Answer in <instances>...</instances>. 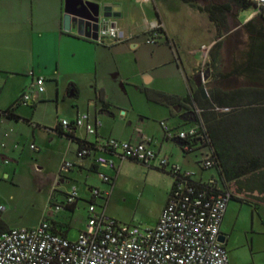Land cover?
Wrapping results in <instances>:
<instances>
[{
	"label": "rangeland",
	"instance_id": "1",
	"mask_svg": "<svg viewBox=\"0 0 264 264\" xmlns=\"http://www.w3.org/2000/svg\"><path fill=\"white\" fill-rule=\"evenodd\" d=\"M139 2L148 5V2ZM156 3L166 16L170 32L179 37L180 47L176 43L173 47L176 54L185 59L184 63H190L188 67L205 62L198 68L196 74L197 77L204 78L203 70L206 69V62L210 58L209 52L218 36L216 26L209 20L206 13L180 0H157ZM207 3L201 2L200 4L205 6ZM152 11L153 16L156 17L155 11ZM257 16V10L252 7L240 11L238 20L236 17L230 19L234 32L224 37V52L229 61H232L236 53H239L236 47L241 44V40L248 38L245 27L239 22L246 24ZM146 45L147 48L142 46L137 54L134 49L130 48L125 54V63L121 64L122 66L120 64L117 66L118 60H114L113 51H108V66L105 67L101 76L107 84L105 98L112 106L115 118L106 113L100 114L99 111L98 114L103 122V128L107 127V123L109 130L115 128L118 131L124 130L132 136H139L141 134L138 130H143L144 126L148 132L157 133L161 142L163 137L161 122L164 121L165 124L172 126L181 122L182 119L180 116L170 117L168 108L148 99L145 93L148 86L143 81V73L148 71L153 76L167 75L169 77L176 72L173 66L156 67L154 63L160 57L170 58L172 62L176 61L172 52L166 50L169 49L168 47ZM153 49L158 50L152 53ZM154 68L158 69L153 71ZM8 79L10 82L8 85L11 87L8 95L11 96L20 80L12 76ZM157 87L175 88L181 94H187L179 80L177 84L170 80H161L149 88ZM46 88L47 93L41 94V99L36 101L35 107L22 104L18 108L20 116L30 120L31 125L24 120L0 123V145L2 142L8 144L7 149L0 147V156L5 154L12 159V161L3 162L0 157V203L7 208L8 227L30 228L48 220L57 224L58 232L62 231L61 233H66L71 241H76L88 222L89 203L87 202L92 199L90 188L99 189L104 193L110 192L109 216L123 224L141 229L155 227L167 204L173 184L172 177L161 169H156L158 167L153 168L128 160L122 164L118 163L115 170L99 166L98 173L90 170L80 173L75 168L70 171L62 169L65 162L68 163L69 160L74 159L75 146H72V151L68 155L70 147L68 139L66 137L61 139L52 129L63 120L69 122L75 120L77 112L80 115L90 113L94 119L95 102L99 104V101L96 98L94 84L87 81L81 87L78 98L69 96L67 90L63 88L57 90L55 84L52 83H48ZM96 90L99 91L100 87L96 86ZM184 128L189 127L184 126ZM7 133L10 135V140L5 137ZM85 133L84 129H79L77 136L81 138L85 136ZM91 138L95 139V135ZM32 144L37 146L36 150L31 149ZM169 145H173L175 149L172 160L178 162L177 165H182L184 170H193L196 177L203 176L206 180L215 176L214 170H203L198 164L204 159L201 153H192L189 159H185L175 144L170 143ZM15 146L18 148L15 149ZM171 149L170 147L165 149L166 155L170 156ZM202 152L206 155L209 150L204 149ZM103 171L108 172V176L112 178L108 184L102 179ZM60 173L68 180L58 187H61L63 192H69L74 186L77 187L79 204L74 213L61 210L50 216V211L55 209L51 207L56 200L54 198L51 201L53 194L59 202L65 199L62 193L55 191L57 187L54 180ZM97 202L99 206L103 203L100 199H97ZM243 211L245 226L251 227L250 207L245 205ZM256 226L258 232H254V235L264 249V227L260 221ZM249 233L253 235L251 229Z\"/></svg>",
	"mask_w": 264,
	"mask_h": 264
},
{
	"label": "built area",
	"instance_id": "2",
	"mask_svg": "<svg viewBox=\"0 0 264 264\" xmlns=\"http://www.w3.org/2000/svg\"><path fill=\"white\" fill-rule=\"evenodd\" d=\"M251 1L258 14L264 18V0ZM160 28H163V24L155 22L150 31ZM158 36L156 33L148 37L147 43L153 44ZM90 38L98 45L109 47L128 41L121 32L118 20L103 15L100 17L97 38ZM45 83L43 77L35 79L22 94L21 104L28 105L37 100L46 91ZM200 112L195 110L197 115ZM72 126L84 129L86 135L91 136L97 134L102 121L95 116L93 119L90 113H84L72 122H61L65 132L70 131ZM162 127L171 140L194 137L200 132V125L176 132L170 130L164 122ZM138 133L140 137L143 136L141 129ZM89 144L92 147L81 148L78 157H91L98 167L115 170L118 163L127 160L147 166L157 162L158 168L168 169L176 175L173 178L175 184L157 225L141 229L119 222L107 213L110 192L102 193L92 188L94 201L89 202L88 222L78 240L71 241L67 235L54 230L55 226L48 220L35 227L9 228L0 232V264H230L220 236L231 194L220 189L216 176L204 180L196 177L193 171H185L179 165H170L166 157L160 158L144 141L126 142L106 138L100 143ZM31 149L36 150L37 146L32 144ZM185 149L191 151L188 146ZM203 150L197 151L204 158L200 166L203 170H209L214 166V161L210 150L206 155ZM75 166L65 162L62 169L69 171ZM102 179L107 184L112 181L105 174H102ZM96 198L104 200L101 206ZM77 199L78 190L74 186L67 193L66 200L56 206V211L75 204ZM6 210V206L0 203V219Z\"/></svg>",
	"mask_w": 264,
	"mask_h": 264
},
{
	"label": "crops",
	"instance_id": "3",
	"mask_svg": "<svg viewBox=\"0 0 264 264\" xmlns=\"http://www.w3.org/2000/svg\"><path fill=\"white\" fill-rule=\"evenodd\" d=\"M93 1L98 2L103 6L109 7L111 9L112 15L118 16L116 19L118 20L123 36L125 37V39H128L127 42L111 47L103 46L93 43L91 41V38L85 35H79L77 28H73L70 32L65 31V0H0V111H5L9 107H11L22 96L24 91H27L30 88L35 79H37L38 77H43L46 81L45 87L48 83L55 84L57 90L63 88L67 90L69 96H73L76 98L79 97V91L86 81L89 83H93L95 87L96 98L99 101V104L95 102V117L100 119L98 111L100 114L105 113L102 112V102L100 99H103L106 103H108L105 98V94L107 93V84L105 80H103V76H101L105 67L108 66V51H113L114 60H118L117 66H119V64L123 65L125 63V54L130 50V48L134 49V52L136 54L140 51L142 46H144V48H147L146 44L149 43H147L148 37L145 35L151 30V27L155 22H161L166 32V36L174 41L177 46H179V37L170 32L166 16L163 10L160 8L159 4L156 3L157 0L148 1V5L140 4L139 1L144 2L143 0ZM149 2H152L153 4ZM140 6H142V8H139ZM152 10L155 11L156 17L153 16ZM239 23L244 26V24H242L241 22ZM247 33V37H251V34L249 32ZM164 38L166 37L163 36V39ZM150 46H156L160 48L168 47L169 49L166 50L172 52V56L173 58H175L176 62H172V59L170 58L168 59L165 57H160L154 63V65L156 67L170 65L173 66L176 72L172 75H169L168 77L167 75L153 76L148 71H145L143 73V81L146 82L148 86L145 92H160L177 97L182 100L188 94H190L192 90L196 91L197 88H199L197 83L198 77L196 76L198 72L195 71L198 70V68L205 62H200L198 65L192 67H188V65H190L189 62L188 64L185 62L187 64L186 68L184 63L185 59H182V56H180L179 54L177 55L175 49L161 43L158 45L150 44ZM157 50L153 49L152 53H156ZM206 53H208V51ZM154 69L155 70L153 71H156L158 68ZM10 76H12L13 78H18L17 80H20L18 81L17 88L13 91L11 96L8 95V90H10L11 88L8 85L10 83L8 79L10 78ZM161 80H170L174 84H177V80L181 81L187 94L183 95L181 94V92H179V90L175 88H149L152 87L155 82ZM100 81H102V83H100ZM205 82L208 81H204V83ZM96 86L100 87L99 91L96 90ZM47 91L48 89L46 88V91L43 94L47 93ZM40 99L41 95L37 100ZM37 100L33 101L30 104L32 105L33 103H36ZM182 104L185 103L181 102L175 105L161 106L169 109L170 117H181L182 114L179 106ZM187 104L189 105V103ZM172 109H174V111H172ZM195 110L197 109L195 108ZM16 113L20 116L18 110L16 111ZM106 114H109L110 116L115 118L114 113L113 115L110 113ZM79 115V112H77L76 118ZM9 121L11 120L0 117V123ZM180 121L181 122L173 124L172 126L167 124L166 125L170 130L175 132L178 129L187 130L183 127V123H186L189 120ZM106 125L107 127L103 128L102 122V127L98 130L97 134H95V139L91 138L93 137V135L87 136L86 133L85 136L80 138L79 136H77V131L79 129H76L75 135L78 139H87L91 143H100L103 139L106 138H115L120 141L126 142L144 141L158 153L160 158L166 157L169 160L170 165L178 164V162L172 160V157H174L175 155V149L172 147L173 145L171 146L169 144H175L176 147L181 150L180 145L178 142L172 141L167 137L161 124L160 125L163 130V137L161 142L159 141L157 133L148 132V130H146L144 126L142 130L143 136L140 137L132 136L124 130L118 131L115 128H111L109 130L107 123ZM5 137L10 140V135L8 133L5 134ZM59 137L62 139V137L65 136ZM68 141L70 145L68 155L72 151V146H75L74 159L69 160V162L76 166L70 170H73L75 168L78 169V172L80 173H83L87 170L94 171L93 166H95V163L93 158L90 157L86 159H80L77 154L79 151V145L69 139ZM3 144H5V147H3ZM0 147L2 149H7L8 144L6 142H2ZM168 147L172 148L171 153L169 154L170 156L166 155L165 152V149ZM14 148L16 149L18 147L15 146ZM181 152L183 153L185 159H189V155L192 154L190 153L186 155L182 150ZM4 156L7 157L5 154H2L0 156L1 159L5 158ZM7 158L10 159V157ZM9 161H12V159H10ZM149 167H158V163H153ZM180 167L184 170L182 165ZM187 170L190 171V169H186L185 171ZM94 172L98 173L99 167ZM103 173L108 176V172L103 171ZM198 178H202L205 180L203 176H199ZM66 180H68V178H65L64 182ZM64 182H62L58 186L62 185ZM58 186H56L57 188L55 189V191L57 190L63 195L68 193L63 192L62 188ZM90 190L92 191V188H90L89 191ZM54 198L56 200L54 201V204H51V207H54L55 209L50 211V216L57 212L56 206L61 205L66 200L65 196L63 202H59L58 198L53 194L51 201H53ZM97 199L104 201L101 198H96V200ZM90 201H94V198L92 197ZM78 204L79 198L76 200L75 204L70 205L71 209L64 210H69L70 212L74 213L76 208L78 207ZM245 205L250 207L251 209V227L245 226V215L243 211V207ZM263 208L264 204L260 205L258 210H255L253 206L247 203L239 202L237 200H231L228 203L227 211L221 225V235L225 238L224 242L222 243L224 249L228 253L230 264H264V249L259 245L260 243L254 235V232H258L256 230L257 222L260 221L264 227ZM6 213L7 210L2 216V221L7 226V229H9L11 227H8L9 219L8 217H6ZM250 229L253 232V235L249 233Z\"/></svg>",
	"mask_w": 264,
	"mask_h": 264
},
{
	"label": "trees",
	"instance_id": "4",
	"mask_svg": "<svg viewBox=\"0 0 264 264\" xmlns=\"http://www.w3.org/2000/svg\"><path fill=\"white\" fill-rule=\"evenodd\" d=\"M180 1L206 13L218 30L217 39L209 52L206 69L203 70L208 76V82L196 91L192 90L182 100L160 92L145 93L150 101L163 106L184 102L191 103L201 110L199 115L196 114V123H183V127L200 125V132L194 137L176 138L172 141L178 142L186 155L209 149L214 161V166L209 170L215 171L220 189L230 192L231 200L247 203L258 210L259 206L264 204V84L257 79L256 74L259 69H264V18L258 14L244 24L245 30L251 34L246 61L238 62L235 58L229 61L224 52V37L234 32L230 19H238L240 11L255 7V4L251 0ZM201 2L208 3L202 6ZM156 33L159 36L153 44L161 43L171 48L175 46V42L166 36L164 28L150 31L145 36L151 37ZM236 34L238 35V32ZM163 36L166 38L163 39ZM203 88L206 89V95L202 94ZM21 99L22 96L7 110L0 111V117L12 121L24 120L31 125L30 120L23 119L16 113L22 105ZM100 100L102 112L113 115L112 106L103 99ZM31 107H35V103ZM52 131L77 143L79 151L85 146L92 147L87 140L76 137V129L73 126L70 131L65 132L59 122ZM186 146L191 151L186 150ZM198 164L200 165V162ZM93 167L94 171L98 168L96 165ZM161 170L175 179L176 175L172 172ZM65 209H71V206ZM53 224L56 226V223ZM56 227L54 230L57 231ZM5 230L7 226L0 219V232Z\"/></svg>",
	"mask_w": 264,
	"mask_h": 264
},
{
	"label": "water",
	"instance_id": "5",
	"mask_svg": "<svg viewBox=\"0 0 264 264\" xmlns=\"http://www.w3.org/2000/svg\"><path fill=\"white\" fill-rule=\"evenodd\" d=\"M101 15L105 17H118L117 15H112L109 7L103 6L93 0H65L64 30L70 32L73 28H77L79 35L96 39ZM206 80H208V76L204 78L198 77V86H203ZM202 94L206 95L205 88L202 89ZM181 119L195 123L197 121L196 113L194 111L186 113L181 116ZM9 160L7 157L2 158L3 162H9ZM220 240L224 242L225 238L221 235Z\"/></svg>",
	"mask_w": 264,
	"mask_h": 264
},
{
	"label": "flooded vegetation",
	"instance_id": "6",
	"mask_svg": "<svg viewBox=\"0 0 264 264\" xmlns=\"http://www.w3.org/2000/svg\"><path fill=\"white\" fill-rule=\"evenodd\" d=\"M241 40V39H240ZM251 44V39L250 37L247 38L246 40H241V44H239L236 48L239 51V53H236L235 59L238 62H243L246 61L247 54L249 52V47ZM257 79L262 82L264 84V69H259V71L256 74ZM206 76V75H205ZM204 76V77H205ZM208 81V80H206ZM204 84H207V82H205ZM181 114L184 115L186 113L189 112H195V107L193 106V104L189 103V105L187 103L182 104L179 106ZM66 177H64L62 174H59L58 176L55 177L54 183L56 184V186H58L59 184H61L62 182H64Z\"/></svg>",
	"mask_w": 264,
	"mask_h": 264
},
{
	"label": "clouds",
	"instance_id": "7",
	"mask_svg": "<svg viewBox=\"0 0 264 264\" xmlns=\"http://www.w3.org/2000/svg\"><path fill=\"white\" fill-rule=\"evenodd\" d=\"M204 85V84H203Z\"/></svg>",
	"mask_w": 264,
	"mask_h": 264
}]
</instances>
